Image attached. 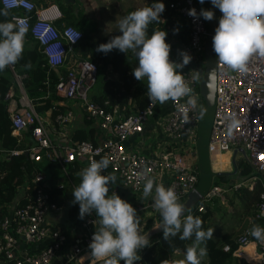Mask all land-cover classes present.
<instances>
[{
    "label": "built area",
    "instance_id": "built-area-1",
    "mask_svg": "<svg viewBox=\"0 0 264 264\" xmlns=\"http://www.w3.org/2000/svg\"><path fill=\"white\" fill-rule=\"evenodd\" d=\"M0 4L5 8V0H0ZM170 6L175 8L178 17L188 23L187 40L181 45L177 57L171 60L181 61V52L191 56L182 71L185 81L197 97L198 106L194 112L188 111L191 123H186V98L168 101V109L160 122L164 138L158 154L150 156L140 149L129 148L126 140L130 135L143 131L144 123L156 113L159 103L151 104L147 99L145 106L138 111L117 120V107L110 112L91 99L90 88L97 80L99 64L84 58L68 67L64 75H59L55 92L63 99L60 103H79L86 118L97 124L103 136L101 143H93L91 140L73 141L72 132L67 128L75 116L71 109L58 113L54 124L39 116L25 92L23 76L17 74L11 66L14 85L5 95L11 133L20 139L29 129L33 143L25 148L5 149L4 158L25 153L31 160L46 159L57 163L67 174L66 168L70 161L85 160L88 167L92 160L108 157L111 163L103 174L112 172L124 185L131 187L138 199L131 202L137 214L149 207H153L155 214L158 212L152 203L147 202L150 196L143 198L145 176L154 178L156 182L163 177L166 187L175 190L179 201L186 197L198 181L195 143L203 102L199 93L198 73L203 67L207 28L203 17L188 15L192 8L198 14L204 9V4L199 0H171ZM15 8L34 11L33 20L29 15L21 14H13L11 20L14 23L20 20L30 29L48 66L54 69L65 66L68 56L81 39V31L71 24L56 25L55 20L61 16V12L53 5L43 7L33 0H13V6L9 9ZM221 16L220 12L216 28ZM76 36L78 38L73 43L72 39ZM56 135H61L60 141L54 139ZM240 148L244 150V158L254 171L253 177L261 182L257 212L252 223L258 218L264 227V216L261 215L264 212V57H254L247 70L240 72L219 64L216 55V106L209 140L210 155L212 158V154ZM62 186L59 184V187ZM224 190L220 185L212 186L197 203V210H204V202H208L213 195L221 196ZM62 207L50 199L45 173L41 170L33 172L6 205V213L0 215V255L4 261H12L11 264H80L82 254L86 253L92 258L89 244L95 231L87 232L81 241L63 249L65 234L46 221L48 213ZM94 217L92 214L87 216L82 224L90 225ZM250 229L238 238L240 246L235 254L248 262L264 264V240L250 239ZM47 238L53 241L39 252L30 253L27 249V244H38ZM119 264L124 262L120 261Z\"/></svg>",
    "mask_w": 264,
    "mask_h": 264
},
{
    "label": "clouds",
    "instance_id": "clouds-1",
    "mask_svg": "<svg viewBox=\"0 0 264 264\" xmlns=\"http://www.w3.org/2000/svg\"><path fill=\"white\" fill-rule=\"evenodd\" d=\"M199 2L203 4L205 0ZM211 4L222 13L213 37V50L219 64L234 71H246L254 57H264V0H211ZM12 6L13 0H5V8L0 14L7 16ZM164 11L165 4L158 0L150 6L128 13L118 20L121 34L100 44L96 50L104 54L114 49L122 53L131 50L138 59V67L133 69V75L138 81L147 79L150 103L164 104L169 100L175 102L186 98L184 119L186 123H191L188 111H195L198 100L182 71L191 56L181 52L182 61H172L171 45L166 40L167 32L161 30L152 32L150 36L148 34L150 24L162 22L161 14ZM188 15L203 17L208 21L214 18V12L209 9H201L198 14L192 8ZM27 31V26L20 20L15 23L0 22V72L22 59ZM77 38H73L72 42ZM110 163L108 157L92 160L88 167L77 173L81 182L72 191V203L79 204L80 219L92 213L97 217L94 223L98 221L100 227L89 244L93 258L106 260V264H119L120 261L134 264L141 259L140 251L150 246V238L148 233L143 232L141 217L133 205L116 193L109 195L110 185L115 183L116 178L103 173ZM149 196L153 197V206L162 217L158 228H162L164 240L171 243L173 238L178 237L181 241H193L185 250L184 264H202L207 255V249L202 245L212 238L213 229H203L201 218L189 213L172 187H165L154 178L145 176L143 198ZM261 215L264 216V212ZM250 235L264 240V227L254 224Z\"/></svg>",
    "mask_w": 264,
    "mask_h": 264
},
{
    "label": "trees",
    "instance_id": "trees-1",
    "mask_svg": "<svg viewBox=\"0 0 264 264\" xmlns=\"http://www.w3.org/2000/svg\"><path fill=\"white\" fill-rule=\"evenodd\" d=\"M59 3L63 10L62 18H58L55 23L61 26L64 24H71L78 28L81 33V39L74 46L72 52L78 56V59H90L99 64V71L97 79L101 82L97 83V91L90 92V97L95 102L104 107L105 110L113 112L117 107L115 118L117 120L124 119L128 114L138 111V109L145 106L147 103V87L144 81H138L133 75V69L138 67V59L130 50L128 53H122L114 49L108 54L98 52L96 49L102 43H107L112 37H97L92 33L90 20L82 14L76 15L74 13V6L79 3V0L65 3L64 0H54ZM158 0H148L144 7L150 6ZM165 4V11L161 14V23H152L149 25V36L154 31H166L167 38H170L175 30L176 24H183L187 21L178 17L175 8L170 6L171 0H162ZM208 3L211 0H207ZM142 7H129L121 15L120 19L128 13ZM4 7L0 4V12ZM13 14L29 15L31 20L34 19L33 10L8 9V15L0 14V22L10 21ZM14 23V22H13ZM188 25V23H187ZM25 36L24 53L22 59L13 65V70L22 75L23 87L27 96L32 100L35 109L39 116L47 119L50 124H54V118L58 113L65 112L71 107L69 103H60L63 99L55 92V83L59 75H64L67 71L65 66L56 69L50 68L44 58V55L38 48V43L33 37L29 28ZM121 33L117 29L116 35ZM71 52V53H72ZM97 81V80H96ZM96 83V82H95ZM14 85V78L10 67L0 72V215L6 213V205L15 197L17 190L21 184L25 182L31 174L37 170L42 172L47 169L46 186L49 192L50 199L56 204L63 206L68 200H74L72 191L79 185V177L74 174L79 169V160L75 159L67 164V174L64 173L61 165L47 161L46 159L31 160L25 153L12 156L9 159L4 158L3 151L10 148H25L27 145L33 143L30 130L28 129L22 138H18L11 133L12 128L10 121L6 114V105L8 103L5 95L8 89ZM85 116V114H84ZM87 124L90 119L85 116ZM93 127L81 126L76 128L71 133L74 142L82 140H91L96 143L93 138ZM240 172L248 175L254 172L252 167L243 160L239 163ZM114 175L116 180L114 184L110 185L109 195L119 185V178ZM229 177L223 173H217L213 178L212 186L227 182ZM62 184V187H59ZM197 184V183H196ZM233 185V184H231ZM261 189V188H260ZM241 190L239 197L243 198L245 192V199L250 200L253 189H248L247 186L241 185L236 191ZM235 191V193H236ZM260 192V190H259ZM253 198V197H252ZM185 196L180 202L184 201ZM259 193L254 197L251 203L258 202ZM199 203V201L197 202ZM197 203L189 210V213L194 217H200L203 221V229L208 230L209 217L212 212L209 202H204L205 209L197 210ZM251 214L255 217L257 212L256 205L253 207ZM188 213V214H189ZM95 216V213H92ZM89 216V215H88ZM69 223H58L53 227L58 228L65 233L67 227L81 224L84 219L79 218V204H71L68 212ZM161 221L162 217L159 212L149 218L144 226V231L150 228L154 221ZM254 224L263 227L260 219L255 218ZM242 233L240 232H224L218 237H212L204 242L202 245L207 249L206 260L202 264H254L246 261L235 254L240 246L238 238ZM250 238L256 239L250 235ZM53 240L45 239L41 243L27 244V249L30 253L39 252L42 248L48 246ZM193 241H181L178 237L173 238L171 243L164 240L163 231L155 234L150 238V246L143 248L141 251V259L134 262V264H184L182 254L188 246H191ZM182 252V253H181ZM1 264H11L12 261H4V257L0 255Z\"/></svg>",
    "mask_w": 264,
    "mask_h": 264
},
{
    "label": "crops",
    "instance_id": "crops-1",
    "mask_svg": "<svg viewBox=\"0 0 264 264\" xmlns=\"http://www.w3.org/2000/svg\"><path fill=\"white\" fill-rule=\"evenodd\" d=\"M33 1L38 6L45 7V6L53 5L54 7H57V9L61 12V16H59L58 18H62L63 10L59 6L58 2L54 0H33ZM94 1L95 0H79V3L74 6V10H73L74 13L76 15L82 14L83 16H85L87 19L90 20L92 33L96 35L97 37H113L118 29V25L111 36L102 35L100 31L98 33V31L95 29V26L93 25L94 23L93 14H95L98 6L96 5ZM147 1L148 0H126L127 6L124 8V10H122L120 15H122V13L129 7H132V6L144 7L147 4ZM206 2L207 0H205L203 4H205ZM187 36H188L187 23L186 22H184L183 24L177 23L172 36L166 39L167 42L171 45L170 59H175L177 57L178 51L181 45L187 40ZM76 59H78V56L74 55V52L70 53V55L68 56L65 62V67L66 68L71 67L76 61H78ZM181 61H178V63ZM187 65L184 68H186ZM145 84L147 87L146 78H145ZM97 90H93V91H97ZM69 105L71 107L70 109L74 111L75 116L72 119V121L69 123V125L67 126L68 131L71 133L76 128L88 125L89 127H93L94 129L93 138L95 142L101 143L103 136L100 130L97 128V124L93 121H90V123L87 124L83 110L77 101H71ZM167 109H168V102L164 104L159 103L156 113L153 116L149 117V119L144 123L143 131L140 133H135V134L130 135L126 140V146L129 148L140 149L142 152L150 156H155L156 154H158L162 149V142L164 138L163 134L161 133L160 122H161V118L163 114L166 113ZM60 136L61 135H56L54 139L60 141ZM234 150L235 149L223 153L226 155V158H227L226 160H229V162H228V165L225 166L222 171H227V170L231 172L234 171L233 164H232ZM243 160H245L244 155L240 153L239 151H237L235 155V162L237 165V169L234 173H231L230 179H229L233 182L232 183L233 185H228L225 187L223 186L225 190L222 193V195L221 196L217 194L213 195L208 201L210 204V209L212 211L209 217L210 223H209L208 229H213V227L216 228L217 231H216L215 237L220 236L224 232L243 233L248 228H250L251 225L254 223V222L252 223L253 215L251 214V212L254 210L253 207L255 205L257 207V202L251 203V201L254 197L258 195L259 190L261 188V182L258 178L256 179L253 177L254 172L252 173L250 172L248 175L240 172L239 163ZM230 163H231V170L228 169V166ZM86 167L87 166H86L85 160H81L80 167L74 174L79 173L82 169ZM78 177H79V182H81V177L80 176ZM157 183H162L166 187V182L163 179V177L158 179ZM241 185L247 186L248 189L250 190L253 189V191L251 190L253 198L251 197L250 200L245 199L246 197L244 196L246 193L243 192L244 196L241 200V198L239 197L241 190H239V192L238 190L236 191V189H238ZM113 193L118 194L122 199L126 200L129 203L138 200L133 190L131 189V187L128 185H124L121 181L119 182V185L113 190L112 194ZM217 199H220L219 207H214L213 204L217 203L218 201ZM147 202L154 204L153 197L150 196V199H148ZM71 204H72V200H68L66 204L63 205V207L60 210L48 213L46 215V221L52 225H56L58 223H63V224L69 223L70 220L68 217V212L71 207ZM154 214H155V211L153 207H149L138 214L141 217V226L143 230L149 218H151V216H153ZM94 219H95L94 221H96L97 219L96 215ZM99 227L100 225L98 221L97 223L93 222L87 226L81 223L78 225L67 227L66 232L64 233L65 239L62 243L63 249L69 247V245H71L72 243H77L81 241V239L87 232L96 231V229ZM218 232H220L221 234L218 235L217 234ZM19 244L23 245V243L21 242ZM141 252L142 251H140L139 253L140 255H141ZM182 256L184 257L185 253H183ZM97 261L99 260H96L93 257L90 258L88 254L86 253L80 256V264H94ZM0 264H1V261H0Z\"/></svg>",
    "mask_w": 264,
    "mask_h": 264
},
{
    "label": "water",
    "instance_id": "water-1",
    "mask_svg": "<svg viewBox=\"0 0 264 264\" xmlns=\"http://www.w3.org/2000/svg\"><path fill=\"white\" fill-rule=\"evenodd\" d=\"M74 0H64L65 3L72 2ZM214 12V18L210 21L205 20L207 33L204 39V60L203 67L198 73L199 79V93L203 99L201 109L203 114L200 113V119L196 132V162L198 169V181L194 188H192L184 201L181 203L186 205L187 209L190 210L212 187L213 178L217 173H223L225 175L234 173L237 169L235 162V155L237 151L244 155L242 148L234 150V156L232 159L234 171H216L212 167L211 155L209 151V140L211 135V126L215 113L216 106V54L213 50V37L215 35V28L217 19L220 14L218 8H214L213 5L209 4L208 8ZM32 128V125L30 126ZM47 169H45V177L47 178ZM162 220L152 225L146 231L145 234H149V238L155 234L160 233L162 228H158ZM94 264H106V260H99Z\"/></svg>",
    "mask_w": 264,
    "mask_h": 264
},
{
    "label": "rangeland",
    "instance_id": "rangeland-1",
    "mask_svg": "<svg viewBox=\"0 0 264 264\" xmlns=\"http://www.w3.org/2000/svg\"><path fill=\"white\" fill-rule=\"evenodd\" d=\"M96 3L97 10L95 12V14H93V25L95 26V29L101 32L102 35H112L114 30L116 29L117 25H118V20L120 19V14L122 12V10H124V8L127 6V2L126 0H95L94 1ZM104 2V3H103ZM208 4V5H206ZM210 3H205L204 4V9H207ZM98 12V13H97ZM202 63H200L201 66ZM101 82L100 79H97L96 83L93 85V87L90 88V92H92L93 90H97V83ZM233 164V163H232ZM228 169L231 170V163L228 166ZM216 170V169H214ZM223 169H221L220 171H222ZM218 171V170H216ZM228 171V170H227ZM230 172V171H229ZM231 174L226 175L227 177L230 178ZM233 182L231 180L228 179L227 182H223L220 185L221 187H225L228 185H231ZM223 187V188H224ZM225 189V188H224ZM218 198V197H217ZM217 203L213 204L214 207H219V201L220 199H217ZM159 221H155L153 223L156 224ZM216 228L213 227V237L216 236ZM218 235L221 234L220 232L217 233ZM218 237V236H217ZM184 259V257H183ZM204 260H206V257L204 258Z\"/></svg>",
    "mask_w": 264,
    "mask_h": 264
},
{
    "label": "bare ground",
    "instance_id": "bare-ground-1",
    "mask_svg": "<svg viewBox=\"0 0 264 264\" xmlns=\"http://www.w3.org/2000/svg\"><path fill=\"white\" fill-rule=\"evenodd\" d=\"M226 155L221 153V154H212V166L215 169H222L225 166L228 165L229 160H226Z\"/></svg>",
    "mask_w": 264,
    "mask_h": 264
}]
</instances>
